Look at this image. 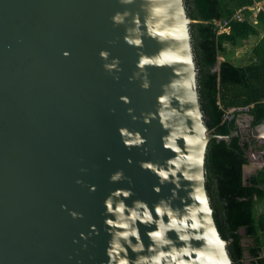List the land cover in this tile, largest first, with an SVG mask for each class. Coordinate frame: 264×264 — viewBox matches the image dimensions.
Returning a JSON list of instances; mask_svg holds the SVG:
<instances>
[{
    "label": "water",
    "instance_id": "water-1",
    "mask_svg": "<svg viewBox=\"0 0 264 264\" xmlns=\"http://www.w3.org/2000/svg\"><path fill=\"white\" fill-rule=\"evenodd\" d=\"M191 21L183 0H0V264H232L205 148L238 133L257 169L264 118L207 129Z\"/></svg>",
    "mask_w": 264,
    "mask_h": 264
},
{
    "label": "trees",
    "instance_id": "trees-1",
    "mask_svg": "<svg viewBox=\"0 0 264 264\" xmlns=\"http://www.w3.org/2000/svg\"><path fill=\"white\" fill-rule=\"evenodd\" d=\"M254 1L264 4V0H183L193 19L189 35L199 107L207 129L217 134L237 129L235 118L241 111L252 115V123L264 118V7L253 12L249 7ZM237 11L241 19L233 16ZM217 19L227 21V30L217 32ZM259 33L246 62L229 59L227 44L238 46ZM246 147L238 133L227 139L212 137L203 165L218 233L226 240L232 264H244V250L250 264H264V165L243 180ZM243 236L250 238L246 246Z\"/></svg>",
    "mask_w": 264,
    "mask_h": 264
},
{
    "label": "rangeland",
    "instance_id": "rangeland-1",
    "mask_svg": "<svg viewBox=\"0 0 264 264\" xmlns=\"http://www.w3.org/2000/svg\"><path fill=\"white\" fill-rule=\"evenodd\" d=\"M263 1H254L253 4L251 5L253 11H256L257 9L264 7L263 6ZM259 34L257 35H250L249 37H247L246 39L243 40V42L238 45V46H231L229 44L226 45V48L228 51H230L231 53H229V59L231 61H233L234 63L237 64H242L244 62H246L249 58L250 55V48L251 46L256 42V40L259 38ZM222 58L221 55L217 56V59L220 60ZM231 109L228 108L227 111H230ZM246 171L248 172L250 169L249 165L245 167Z\"/></svg>",
    "mask_w": 264,
    "mask_h": 264
},
{
    "label": "crops",
    "instance_id": "crops-1",
    "mask_svg": "<svg viewBox=\"0 0 264 264\" xmlns=\"http://www.w3.org/2000/svg\"><path fill=\"white\" fill-rule=\"evenodd\" d=\"M238 124L242 127L245 128L247 126V124H250L251 120H252V116L251 114L245 112V111H241L237 114V118H236ZM252 124V123H251ZM250 124V125H251ZM237 125V124H236ZM256 151L253 150L252 154L250 155L251 160H247L249 168L250 169L247 173L250 174L251 172H253L255 169V165L259 164L260 161H258V158L256 157ZM247 165V166H248ZM246 169V168H245ZM258 207L260 208V205H258ZM240 232H242V229H240ZM241 242L244 246H246L247 244L250 243V238L243 236L241 238ZM244 264H250L249 259H248V255H247V251L244 250Z\"/></svg>",
    "mask_w": 264,
    "mask_h": 264
},
{
    "label": "built area",
    "instance_id": "built-area-1",
    "mask_svg": "<svg viewBox=\"0 0 264 264\" xmlns=\"http://www.w3.org/2000/svg\"><path fill=\"white\" fill-rule=\"evenodd\" d=\"M250 9H252V7L250 6L249 7ZM253 10V9H252ZM258 10V9H257ZM256 10V11H257ZM253 12H255V11H253ZM234 17H236V18H238V19H241V15H240V13L237 11L234 15H233ZM226 20H224V19H222V20H220V19H217V20H215L214 21V24H215V26H216V30H217V32H219V31H222V30H227V26H226ZM231 110H232V108H230ZM239 109V108H238ZM243 109H245V107L243 108Z\"/></svg>",
    "mask_w": 264,
    "mask_h": 264
},
{
    "label": "flooded vegetation",
    "instance_id": "flooded-vegetation-1",
    "mask_svg": "<svg viewBox=\"0 0 264 264\" xmlns=\"http://www.w3.org/2000/svg\"><path fill=\"white\" fill-rule=\"evenodd\" d=\"M252 122H250V124H251ZM247 146H252L251 144H249V143H247ZM252 149H253V147H251ZM257 153V152H256ZM256 157L257 158H260V156H259V154H256ZM264 158V154H263V156H262V159Z\"/></svg>",
    "mask_w": 264,
    "mask_h": 264
}]
</instances>
